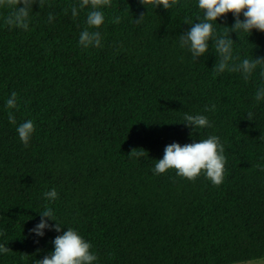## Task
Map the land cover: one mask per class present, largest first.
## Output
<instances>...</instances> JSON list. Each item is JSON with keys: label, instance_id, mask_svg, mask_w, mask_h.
Instances as JSON below:
<instances>
[{"label": "trees", "instance_id": "obj_1", "mask_svg": "<svg viewBox=\"0 0 264 264\" xmlns=\"http://www.w3.org/2000/svg\"><path fill=\"white\" fill-rule=\"evenodd\" d=\"M264 259V0H0V264Z\"/></svg>", "mask_w": 264, "mask_h": 264}, {"label": "rangeland", "instance_id": "obj_2", "mask_svg": "<svg viewBox=\"0 0 264 264\" xmlns=\"http://www.w3.org/2000/svg\"><path fill=\"white\" fill-rule=\"evenodd\" d=\"M235 264H264V259L251 260V261L240 262Z\"/></svg>", "mask_w": 264, "mask_h": 264}]
</instances>
